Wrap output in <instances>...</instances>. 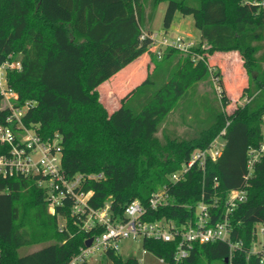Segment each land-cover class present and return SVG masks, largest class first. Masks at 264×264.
Masks as SVG:
<instances>
[{
  "label": "trees",
  "instance_id": "trees-1",
  "mask_svg": "<svg viewBox=\"0 0 264 264\" xmlns=\"http://www.w3.org/2000/svg\"><path fill=\"white\" fill-rule=\"evenodd\" d=\"M261 0H0V65L20 60L21 71L8 75L18 93L15 106L32 104L23 122L44 138H63L64 169L70 175L104 174L86 190L100 210L110 205L114 220L125 218L126 208L140 201L146 221H174L178 226L196 215L200 203L211 206L214 221L226 217L234 190H247L248 198L229 215L233 242L242 250L231 257L225 242L195 243L179 264H264L257 225H264V156L248 174V152L264 144V8ZM168 2L163 21L168 33L177 14L192 16L200 31L192 54L168 49L159 59L149 50L144 33L152 25L161 3ZM217 53H236L246 71L241 106L233 100L223 71L210 65ZM143 55L148 74L119 99L114 111L103 104L99 87ZM210 67L213 68L211 72ZM215 77V105L196 97L192 84ZM192 87V88H191ZM193 117L194 132L181 137L163 130L172 110ZM10 111L0 97V126ZM229 123V125H228ZM226 130L225 146L217 162L194 166L180 183L171 176L196 150L206 149ZM166 190L170 204L150 210L151 197ZM72 202L50 212L46 192L34 178L0 177V264H67L85 248L88 239L104 227L84 230L71 215ZM33 212L37 229L27 227ZM61 219L64 220L61 223ZM31 220V218H30ZM32 221V220H31ZM46 243L22 255V248ZM178 241L145 239L143 248L166 264H176ZM112 264H141L124 260L119 251L104 255ZM83 264H90L85 262Z\"/></svg>",
  "mask_w": 264,
  "mask_h": 264
},
{
  "label": "built area",
  "instance_id": "built-area-1",
  "mask_svg": "<svg viewBox=\"0 0 264 264\" xmlns=\"http://www.w3.org/2000/svg\"><path fill=\"white\" fill-rule=\"evenodd\" d=\"M264 8V0L259 2ZM143 40H150L149 50L159 59L168 49L181 53L192 54L194 62L204 60L201 54L193 53L198 44L184 37H172L168 33L152 32L144 33ZM20 60H9L0 65V97L5 108L10 114L6 124L0 126V177L13 178L23 176L34 178L37 184L47 194L50 212L63 206L66 201L72 202L71 215L82 223L84 230H92L95 227H104V232L92 237L90 247L81 248L67 264H83L89 262L96 254L104 255L109 249L119 251V242L126 239L142 240L153 239L163 242L178 241L174 261L179 264L190 254L195 243L225 242L230 247L231 257L234 252L242 250V242H233L232 226L229 215L247 198V190L232 191L228 202L226 217L222 222L214 221L211 206L200 203L196 215L185 224L178 226L174 221L161 219L150 222L144 219L147 209L140 201L132 202L125 210V218L121 221L114 220L110 214V205L97 210L90 201L94 195L92 190H86V185L91 181L104 179V174H76L70 176L64 169L63 138L56 134L50 138H44L35 128L26 126L23 117L27 114L32 104L27 103L22 107L15 106L19 99L18 93L10 86L8 75L13 71H21ZM211 72L213 68L210 67ZM213 82L218 93V79L213 77ZM229 125V123H228ZM223 130L208 148L196 150L190 160L183 164L180 170L173 173L171 181L180 183L186 179L187 174L194 166L204 167L207 162H217L224 149L217 140L223 137ZM264 156V144L259 148H251L248 152V174L251 178L256 164ZM170 204V197L166 190L154 194L149 201L150 210ZM258 242L262 243L260 236L264 237V225H257ZM91 239V238H90ZM88 239V240H90ZM87 240V241H88ZM162 264H166L161 260Z\"/></svg>",
  "mask_w": 264,
  "mask_h": 264
},
{
  "label": "rangeland",
  "instance_id": "rangeland-1",
  "mask_svg": "<svg viewBox=\"0 0 264 264\" xmlns=\"http://www.w3.org/2000/svg\"><path fill=\"white\" fill-rule=\"evenodd\" d=\"M168 7V2H163L159 5L156 18L152 25L153 32H162L163 21ZM172 37H184L187 40L200 43V31L195 26V21L192 16H183L177 14L174 25L168 31ZM149 58L143 55L140 59L135 61L132 65L122 70L115 77L102 84L98 91L100 99L103 104L114 111L118 106L119 99H121L131 89L138 86L148 74ZM210 65L213 68H220L223 71L224 79L227 88L232 90L233 100L238 102V105L243 106L247 99L241 98L242 87L247 85V74L242 67V61L236 53H217L211 57ZM129 78V79H128ZM194 86V87H193ZM195 89L196 97L210 98L215 105H221L220 98L216 99V86L213 78L192 84ZM191 87V88H192ZM193 117L179 110H172L169 117L162 124V131L158 134L160 138L163 137V130L168 132H176L181 137L191 136L194 132ZM217 142L219 145H224L225 140L220 137ZM33 212H28L27 227L30 230L37 229L36 222L33 221ZM31 218V220H30ZM64 220L61 219V223ZM262 243L258 242L254 245L252 252L257 253L264 249V237L260 236ZM46 243H39L30 247L22 248L19 253L22 255L35 252L39 250ZM119 254L124 260L138 259L141 264H162L160 259L152 253L143 248L142 240L126 239L119 242ZM90 264H112L103 255L96 254L89 260Z\"/></svg>",
  "mask_w": 264,
  "mask_h": 264
},
{
  "label": "water",
  "instance_id": "water-1",
  "mask_svg": "<svg viewBox=\"0 0 264 264\" xmlns=\"http://www.w3.org/2000/svg\"><path fill=\"white\" fill-rule=\"evenodd\" d=\"M92 241H93L92 238H91L90 240H88V241L86 242V247H90L91 244H92Z\"/></svg>",
  "mask_w": 264,
  "mask_h": 264
},
{
  "label": "crops",
  "instance_id": "crops-1",
  "mask_svg": "<svg viewBox=\"0 0 264 264\" xmlns=\"http://www.w3.org/2000/svg\"><path fill=\"white\" fill-rule=\"evenodd\" d=\"M174 25V24H173ZM200 39H201V36H200ZM129 79V78H128ZM161 261V260H160Z\"/></svg>",
  "mask_w": 264,
  "mask_h": 264
}]
</instances>
